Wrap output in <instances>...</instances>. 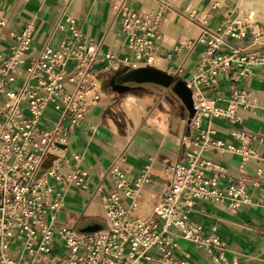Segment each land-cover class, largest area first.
Wrapping results in <instances>:
<instances>
[{"label":"built area","instance_id":"built-area-1","mask_svg":"<svg viewBox=\"0 0 264 264\" xmlns=\"http://www.w3.org/2000/svg\"><path fill=\"white\" fill-rule=\"evenodd\" d=\"M139 8L116 0L113 10L120 19L119 32L130 54L118 56L100 51L91 37H84L76 17L66 7L54 28L64 29L56 46L42 45L28 54L33 25L10 31L12 38L6 54L0 52V264H18L10 255V246L20 242L22 264H194L179 244V237L201 248L204 264H229L227 245L214 227H205L189 213L199 201L223 203L231 213L251 202L252 186L264 182V167L253 174L244 171L248 159L260 158L251 142L254 135L238 126L239 107L252 108L256 96L252 88L241 87V77L253 74V67L264 63L260 49H248L234 40L246 38L249 44L264 43V25L251 7L228 9L216 26L208 21L212 9L191 7L182 15L196 34L174 43L162 55L180 54L183 48L200 45L194 70L184 78L191 89L194 113L185 118L191 131L183 136L188 150L181 160L168 163L166 182L156 200L147 207L148 214H138L143 186L150 181L149 165L143 164L134 179H129L117 162L107 171L112 184L102 195L101 227L82 231L66 223L54 228V211L65 204L70 184L85 187L88 171L80 166L81 153L65 155L72 131L83 125L89 107L100 98V78L94 69L98 62L116 70L121 66L150 64L162 58L156 53L162 37L160 24L172 0H148ZM0 12V33L6 24ZM74 60L67 75L66 65ZM164 69L180 72L181 64ZM173 69V70H172ZM222 75L229 82V95L220 104V89L215 97L202 91L213 86ZM73 83L68 89L65 82ZM50 107L51 124L42 122ZM213 117L232 123L230 134L239 143L216 136ZM209 152L239 156L238 169L230 170ZM49 213L46 221L44 214ZM264 236V228L262 229ZM55 234L65 249L63 256L52 254ZM231 264H237L235 260Z\"/></svg>","mask_w":264,"mask_h":264},{"label":"crops","instance_id":"crops-1","mask_svg":"<svg viewBox=\"0 0 264 264\" xmlns=\"http://www.w3.org/2000/svg\"><path fill=\"white\" fill-rule=\"evenodd\" d=\"M116 0H0V12L6 16V24L0 33V52L7 53L8 44L12 38L10 31H20L29 22L32 23V33L28 54L35 53L42 45L48 43L56 46L60 43L65 30L55 29L54 25L62 19L61 10L66 7L76 17L84 37H91L100 45V51L113 52L118 56L130 54V49L124 41V35L119 32L120 19L113 10ZM125 3L139 8L149 4L148 0H124ZM217 2L212 9L209 25L216 26L228 9L240 6L238 0H172L173 10H167L160 24L162 37L157 41L156 53L165 55L174 43L183 41L196 34V28L185 19L183 12L191 7H209ZM259 16V15H258ZM260 18V17H259ZM264 25V17L261 19ZM240 46L248 49H260L264 54L262 45L249 44L246 38L234 40ZM200 45L194 49L183 48L182 53H171L168 57L155 58L157 67L167 69L169 65L175 70L180 64L182 70L172 73L176 77L186 78L198 59ZM70 63V67L67 65ZM66 65L67 75L71 73L74 60ZM94 69L100 78V98L86 111L83 125L76 127L70 136V143L65 155L70 158L71 152L82 155L80 166L88 171L85 179L86 186L79 187L70 184L65 193V204L54 211V228L56 225L66 223L76 227L94 222L101 218L103 211V198L111 187V180L107 171L113 162H117L129 179H134L143 164L149 165L150 181L143 186V195L140 201L138 214H148L147 207L157 199L166 182V165L181 160L188 150L182 143L183 136L191 129L185 118L186 111L181 101H178L173 121L171 116L160 113L137 116L136 120L129 122V90L117 91L113 87V79L126 69L121 66L116 70L106 68V62H98ZM172 69V70H173ZM113 76V77H112ZM118 82V81H117ZM66 80L65 85L72 89L73 83ZM239 86L252 88L256 96V104L252 108L239 107L242 117L239 127L254 135L251 147L257 152L258 160L254 157L248 159L244 171L253 174L257 166L264 167V63L253 67V74L241 77ZM71 86V87H70ZM220 89V104L225 102L229 95V82L219 76V81L213 86H202V91L215 97L214 89ZM119 97V98H118ZM117 99H120L116 102ZM147 98H136L135 103L144 107ZM107 108V112L105 109ZM117 110L124 111L123 117L118 116ZM184 117V118H183ZM54 115L48 107L42 115V122L51 124ZM212 125L215 135L227 142L239 143L230 134L232 123L223 117H213ZM172 130V132H170ZM206 156L225 164L228 169H238L239 156L232 152L217 155L209 152ZM251 202L242 205L237 213L229 212L223 203L199 201L189 216L205 227H214L221 239L227 245V262L233 260L237 264H264V182L252 186ZM44 219L48 221L50 214L45 213ZM56 229V228H55ZM179 244L189 254L192 261L196 257L198 264L206 262L203 250L194 244L181 239ZM21 243L14 242L10 246V255L18 264H22L24 253L21 252ZM59 251L61 253H56ZM52 254L63 256L65 249L58 235L55 234ZM193 262V261H192ZM196 264L195 262H193Z\"/></svg>","mask_w":264,"mask_h":264},{"label":"rangeland","instance_id":"rangeland-1","mask_svg":"<svg viewBox=\"0 0 264 264\" xmlns=\"http://www.w3.org/2000/svg\"><path fill=\"white\" fill-rule=\"evenodd\" d=\"M240 6L251 7L259 15L261 19L264 17V0H238ZM70 63L67 65L69 68ZM129 67H126L128 69ZM113 77V76H112ZM176 77V76H175ZM129 122L136 120L137 116L144 114L145 116L160 113L163 116H171V121H173L175 112L178 111L177 106L180 98L171 90L170 86H162L154 83H144V84H131L129 88ZM119 98V97H118ZM136 98H147L144 107H139L135 103ZM120 99H117L119 101ZM178 104V105H177ZM184 107V106H183ZM184 108V112H185ZM107 112V108L105 109ZM124 111L117 110L118 116L123 117ZM184 118V117H183ZM132 124V122H131ZM172 132V130H170ZM98 222L102 223L101 218H96ZM92 223V222H91ZM89 224V223H88ZM56 253H61L56 251ZM193 262L198 264V260L192 259Z\"/></svg>","mask_w":264,"mask_h":264},{"label":"water","instance_id":"water-1","mask_svg":"<svg viewBox=\"0 0 264 264\" xmlns=\"http://www.w3.org/2000/svg\"><path fill=\"white\" fill-rule=\"evenodd\" d=\"M116 81L153 82L162 86H170L171 90L180 98L186 110L187 121L194 113L195 109L192 102L191 89L186 84L185 80L181 77H175L173 73H170L160 67L150 64L129 67L117 74ZM100 227L101 224L94 221L84 225L80 228V230L93 231L99 229Z\"/></svg>","mask_w":264,"mask_h":264},{"label":"trees","instance_id":"trees-1","mask_svg":"<svg viewBox=\"0 0 264 264\" xmlns=\"http://www.w3.org/2000/svg\"><path fill=\"white\" fill-rule=\"evenodd\" d=\"M144 83H153V82H134V81L117 82L115 80V76L113 79V87H114V89H116L119 92L122 90L129 89L131 84H138L139 85V84H144ZM154 84H157V83H154ZM157 85H160V84H157ZM95 221H97V220H95ZM99 223L101 224V222H99ZM75 228L80 230L81 226L77 225Z\"/></svg>","mask_w":264,"mask_h":264},{"label":"bare ground","instance_id":"bare-ground-1","mask_svg":"<svg viewBox=\"0 0 264 264\" xmlns=\"http://www.w3.org/2000/svg\"><path fill=\"white\" fill-rule=\"evenodd\" d=\"M154 61H155V59H153V58L150 59V63H154ZM142 65H143V64H142ZM144 65H145V64H144ZM71 83H72V82H71ZM71 83H70V84H71ZM70 87H71V86H70ZM72 87H73V86H72Z\"/></svg>","mask_w":264,"mask_h":264}]
</instances>
